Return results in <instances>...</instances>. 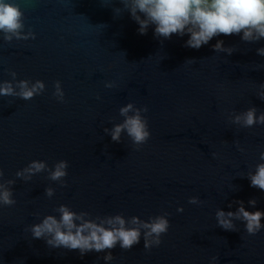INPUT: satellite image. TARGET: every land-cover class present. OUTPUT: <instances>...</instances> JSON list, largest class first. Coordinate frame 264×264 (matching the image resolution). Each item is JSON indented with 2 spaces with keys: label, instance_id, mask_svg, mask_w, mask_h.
I'll list each match as a JSON object with an SVG mask.
<instances>
[{
  "label": "water",
  "instance_id": "95a60500",
  "mask_svg": "<svg viewBox=\"0 0 264 264\" xmlns=\"http://www.w3.org/2000/svg\"><path fill=\"white\" fill-rule=\"evenodd\" d=\"M13 2L23 27L0 30V84L14 89L0 94V185L15 202L0 203V264H264V228L250 234L233 216L226 230L216 215L264 210L249 179L264 162V123L236 120L264 113V38L221 34L195 49L187 34H141L125 0ZM219 39L231 53L213 48ZM21 81L44 87L24 99ZM129 103L151 133L140 143L126 130L112 139ZM34 160L45 168L24 171ZM62 160L66 175L52 179ZM62 204L86 219L119 214L139 227L163 216L169 227L159 245L145 247L141 228L131 248L81 255L32 235Z\"/></svg>",
  "mask_w": 264,
  "mask_h": 264
},
{
  "label": "clouds",
  "instance_id": "9594fccd",
  "mask_svg": "<svg viewBox=\"0 0 264 264\" xmlns=\"http://www.w3.org/2000/svg\"><path fill=\"white\" fill-rule=\"evenodd\" d=\"M131 17L138 23V31L145 34L149 26H153V33L157 37L171 38L173 34L188 38L185 41L187 47L199 49L214 36L240 34L241 39L253 41L264 38V0H125ZM22 10L13 0H0V30L5 33L19 35V29L23 27ZM216 50H225L229 53L232 48H225L224 41L219 39L213 45ZM264 55V47L257 49ZM43 83L37 81L29 87L27 81L20 82V95L24 99H30L40 89ZM14 91L10 83L0 84V94H11ZM261 97L264 98V92ZM131 103L123 106L120 111L125 115L122 124H117L112 130V139L119 140L122 130L137 143L143 142L150 136L147 121L141 116L139 110L128 115L132 111ZM237 121L243 120L247 126L255 123H264V113L256 114V108H248L244 113L236 117ZM264 161V153H261ZM45 168L43 161H32L24 170L27 172L40 171ZM67 162L59 161L51 172L52 179H59L66 175ZM21 173H18V175ZM250 184L264 190V162L257 164L256 169L249 176ZM51 194V189L47 190ZM15 201L11 191L0 185V203L11 205ZM249 203L255 204V200ZM59 215H46L40 222L31 226L34 238H47V244L52 247H64L69 250L79 249L81 255L89 251H103L120 244L122 248H131L139 243L141 228L144 232L146 243L149 247L152 243L159 245L162 233L168 230V220L158 216L149 222H144L139 227L138 218L133 217L131 225L126 219L117 214L107 220L96 221L86 219L82 213H77L67 205H60L57 209ZM218 223L226 230L232 228L231 217L243 218L248 233L255 234L261 228L264 210L250 211L240 204L236 212L221 209L217 211ZM155 236L153 241L147 237ZM111 259V254L105 256V260Z\"/></svg>",
  "mask_w": 264,
  "mask_h": 264
}]
</instances>
